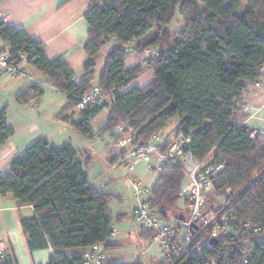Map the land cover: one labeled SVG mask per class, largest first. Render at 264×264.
Here are the masks:
<instances>
[{
	"label": "trees",
	"instance_id": "obj_1",
	"mask_svg": "<svg viewBox=\"0 0 264 264\" xmlns=\"http://www.w3.org/2000/svg\"><path fill=\"white\" fill-rule=\"evenodd\" d=\"M87 1V56L78 80L58 57L46 58L39 41L1 18L0 52L9 54L11 64L33 65L44 75L45 84L64 93L67 103L56 117L69 121L85 137L94 136L90 120L103 108L87 106L76 111L75 105L93 87L100 89L108 109L100 131L115 127L118 121H129L139 138L147 139L174 124L172 133L190 138L188 150L196 159L224 164L213 178L216 196L208 204L225 196L236 215L264 228V135L251 138L249 123L232 121L236 100L260 78L259 68L264 65V0ZM176 9L183 26L170 33L167 26ZM151 30H155L153 37L138 41ZM111 38L117 43L105 54L96 76L97 54ZM150 46L157 50L156 55L125 66L129 53H142ZM20 52L23 58H19ZM145 71L151 72V80L143 86L133 85ZM40 84L20 89L16 99L22 103L36 99L43 93ZM13 134L6 122V108H0V145ZM110 137L115 145L120 136L112 132ZM125 154L126 149L119 150L110 162ZM86 163L69 141L54 146L40 137L0 174V194L32 206L35 215L21 218L20 225L30 250H53L46 264H83L82 254L66 250L96 244L104 245V250L110 248V203L115 196L88 181ZM185 178L175 167L159 169L148 201L162 222L173 221L164 215L177 214L178 200L185 201L181 195ZM143 233L150 236V232ZM259 237L248 239L256 242ZM221 241L233 242L227 235L216 246ZM259 241L250 264H264V239ZM166 261L163 257L159 264ZM0 264L16 261L4 254ZM102 264L124 263L105 258ZM186 264L200 263L190 258Z\"/></svg>",
	"mask_w": 264,
	"mask_h": 264
},
{
	"label": "built area",
	"instance_id": "obj_2",
	"mask_svg": "<svg viewBox=\"0 0 264 264\" xmlns=\"http://www.w3.org/2000/svg\"><path fill=\"white\" fill-rule=\"evenodd\" d=\"M131 50V48H130ZM144 57L156 55L157 50L150 46L143 50ZM19 58L24 53L18 54ZM7 52H0V75L23 77L25 72L18 65L11 64ZM260 78L253 83L254 87L264 90V65L259 68ZM87 106H97L108 112L104 106V97L98 87H93L82 95L75 105L76 111ZM242 112L247 116L238 121V125H247L253 117L264 109V103L259 107L242 105ZM115 131L119 138L115 147L126 149L123 157L118 156V162L126 164L129 171L133 194L137 200L133 217L136 226L142 232H150L149 241L158 245L163 251L169 264H186L190 258H197L200 264H250L253 247L264 239V228L249 219L240 217L229 207L225 196L221 195L220 202L209 205L216 196L213 178L224 168L218 162H201L188 150V136H174L172 129L157 130L147 139L139 138L129 121H118ZM264 135V128H251L249 136ZM146 163L149 170L161 167H175L187 178L181 195L185 198V208L177 210L184 214V220L174 219L172 222H162L157 211L151 208L148 201L150 189L144 186L134 175L135 166ZM229 193V189L225 190ZM112 225L110 236L115 235ZM259 234L256 242L250 241L249 236ZM231 236L233 242L221 241L225 236ZM246 237L247 239H244ZM238 241V242H236ZM234 244V247L231 246ZM4 255L0 247V257ZM83 264H102L105 259L102 244H96L83 255Z\"/></svg>",
	"mask_w": 264,
	"mask_h": 264
},
{
	"label": "crops",
	"instance_id": "obj_3",
	"mask_svg": "<svg viewBox=\"0 0 264 264\" xmlns=\"http://www.w3.org/2000/svg\"><path fill=\"white\" fill-rule=\"evenodd\" d=\"M88 6L87 0H0V18L10 26L24 29L32 39L42 44L46 58L53 59L58 57L73 71L74 79L78 80L82 76V65L87 56L84 50V43L87 39L88 24L84 18V13ZM138 41L144 40L140 39ZM116 43L117 41L115 38H111L98 52L95 75H97L102 66L105 54ZM144 58L143 53H129L125 59V66L130 67L133 64L141 63ZM18 66L25 72L23 78L0 75V88H2L1 90L4 92L13 95L17 112L15 121H9L8 103L4 101V98H0V108H6V122L14 130L13 136L0 145V174L10 169L12 159L22 154L32 141L44 137L51 145H54L50 140L52 139L50 136H54L53 138L55 140L53 141L55 142V137L58 133L59 135L64 133V137L66 139L68 138V141L71 142V145L78 151V156L82 160L80 150L72 143L70 137H68L69 135H67H72L73 133L71 131L75 129L69 121H63L55 117V123L59 130L50 132V135L49 132L41 126L27 122L24 114L21 113L24 111V106L27 105V103L23 104L16 99V93L20 89L28 87L33 83H41L42 90L48 87L57 92L60 91L45 84V77L41 71L33 65L22 62ZM27 70L29 72H27ZM145 72L133 82V85L143 86L151 80L149 76L143 80L142 76L146 74ZM15 79H23V81H16ZM263 103L264 90L254 87L253 84L249 85L248 89L236 100L232 121L236 123L247 116L245 112H242V105L247 104L251 107H259ZM76 116L77 114L74 115V117ZM173 125L170 127L168 126L167 129H171ZM248 126L250 128H264V109L260 110L255 117L250 119ZM66 139H64V142H67L65 141ZM59 145L60 144L57 143L54 146ZM119 163L121 162L114 161L112 165L116 166L119 165ZM134 209L130 213V220L124 219L121 223L117 224L123 216L125 217V214H117L115 216L116 232L115 235L109 239L110 248L104 250V245H102L105 258H112L114 262L129 264L127 261L120 259V257L123 256L122 254L111 253L109 250L111 249L116 252L124 246H128L126 244L132 240L138 242V247L141 248L140 255L147 253L144 241L149 244V237L140 231L136 225L139 231L137 230V232H135ZM110 212L113 217V211L111 210ZM34 215L35 213L32 206L20 204L10 194H0V247L4 254L11 255L15 259L16 264H46L53 252L50 247L34 250L29 249L26 236L20 225V219L32 217ZM90 247L69 249L66 250V252L72 255H84ZM162 259L163 258L159 261L156 260L153 263L159 264ZM134 264L142 263L140 259H137Z\"/></svg>",
	"mask_w": 264,
	"mask_h": 264
},
{
	"label": "rangeland",
	"instance_id": "obj_4",
	"mask_svg": "<svg viewBox=\"0 0 264 264\" xmlns=\"http://www.w3.org/2000/svg\"><path fill=\"white\" fill-rule=\"evenodd\" d=\"M182 26L183 20L178 13V9H176L174 18L167 26V30L172 33ZM154 34L155 30H151L143 37V40L153 37ZM27 72L29 71L27 70ZM145 73L146 74L143 75L144 77L142 76L143 80H145L147 76L151 78L150 71H146ZM15 80L23 81V79ZM94 82H96V77L94 78ZM1 89L2 88H0V98H4V101L8 103V119L9 121H15V117L17 116L16 102L14 101L15 99L12 94L6 93ZM43 90L44 91L41 95H39L36 99L29 101L27 105L24 106V111L21 113L24 114L28 123H34L38 126H41L42 128L46 129L50 135V132L59 130L55 123V117L66 105L67 99L63 93L49 89L48 87H45ZM106 119L107 112L101 111L90 120V126L92 127L94 133L92 138L83 136L76 129L71 131L73 133L72 135H67H69L68 137H70L72 143L80 150V156L82 160L87 162L86 173L88 181L94 186H97L100 190L110 192L115 196V198L110 203V209L113 211V226L116 230L115 216L117 214H125V217L123 216V218H121L120 222L118 221L117 224L121 223V221L124 219L130 220V213L134 208H136L137 200L133 194V188L130 183L129 171L126 164L121 162L119 165L113 166L110 162L111 157L117 155L119 150L113 143L114 138L110 137V133L116 132L115 128L112 127L100 131V128L103 126ZM171 125L173 124L170 123L168 126L170 127ZM50 137H52L50 140L52 143H54V145L57 143L61 145L64 142V139H66L64 137V133H61V135H59V133L56 134L55 142L53 141L55 140L53 138L54 136ZM65 141H68V138ZM158 172L159 169L155 168L154 170H149L146 167V163L141 162L135 166L133 175L138 180H140L144 186H146L148 189H151L158 176ZM186 183L187 178H185V184ZM177 205L178 208L183 210L185 208L184 199H179ZM173 215L168 214L167 216L169 218H173ZM135 225L136 224H134V229L136 230L135 232H137L138 228ZM126 245L128 246H124L116 252L111 249L109 251H111V253L122 254L123 256L120 257V259L127 261L129 264H134L137 259H140L142 264H155L153 262L156 260L159 261L161 258H163L162 249L158 245L151 244L150 241L149 244L148 242L144 241V245L147 249V253L144 255H140L141 248L138 247L137 241L132 240ZM164 264L169 263L166 261Z\"/></svg>",
	"mask_w": 264,
	"mask_h": 264
},
{
	"label": "water",
	"instance_id": "obj_5",
	"mask_svg": "<svg viewBox=\"0 0 264 264\" xmlns=\"http://www.w3.org/2000/svg\"><path fill=\"white\" fill-rule=\"evenodd\" d=\"M162 214H165V212L163 211ZM164 217L167 218L168 216L167 215H164ZM172 217L174 219H178V220H184L185 219V216L182 213H180V214H174Z\"/></svg>",
	"mask_w": 264,
	"mask_h": 264
}]
</instances>
